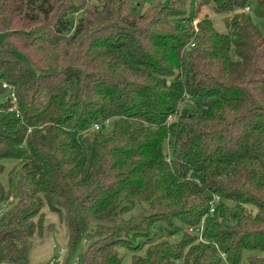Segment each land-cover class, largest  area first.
<instances>
[{
  "label": "trees",
  "instance_id": "obj_1",
  "mask_svg": "<svg viewBox=\"0 0 264 264\" xmlns=\"http://www.w3.org/2000/svg\"><path fill=\"white\" fill-rule=\"evenodd\" d=\"M205 7L228 14L226 33ZM254 18L264 0H0V176L5 160L20 168L0 182V264L29 263L55 229L45 206L77 264H122L121 248L131 264H264ZM68 130L86 133L88 157ZM128 202L147 208L125 219Z\"/></svg>",
  "mask_w": 264,
  "mask_h": 264
},
{
  "label": "rangeland",
  "instance_id": "obj_2",
  "mask_svg": "<svg viewBox=\"0 0 264 264\" xmlns=\"http://www.w3.org/2000/svg\"><path fill=\"white\" fill-rule=\"evenodd\" d=\"M135 3H139L142 9H146L148 6L155 4L158 1L165 0H133ZM208 13L209 17L212 19L214 26L221 33H226L227 28L225 26V19L228 17V14H219L210 9V7H205L203 14ZM232 16V14H231ZM254 22L260 28L262 34L264 35V19L254 18ZM0 39H5V35L0 33ZM189 102L186 100L182 106H187ZM68 134L74 144H76L82 151L84 157H88V149L84 144L83 138L86 133H78L72 130H68ZM5 171L0 176V182L8 188L10 186V176L13 173V181L16 182L19 177V165L16 160H5ZM16 200L12 199L5 205V209L11 208L15 204ZM129 210L124 215L125 219H129L132 216L139 214L141 211L147 208V205L137 202H128ZM44 214V226L54 224V230L51 232H45L43 237L35 236L33 241V247L30 252V261L27 264H50L52 259L59 257L61 250H64V255L62 256V262L60 264H77V254L68 255V245H67V236L66 228L63 223L60 222L58 216L53 213L48 206H45L42 210ZM158 237L163 239H168L171 242L179 240V235L169 234L164 227L158 226L157 230ZM122 256V264H131L132 252L127 249L121 248L119 250ZM242 264H248L247 254L244 255Z\"/></svg>",
  "mask_w": 264,
  "mask_h": 264
},
{
  "label": "built area",
  "instance_id": "obj_3",
  "mask_svg": "<svg viewBox=\"0 0 264 264\" xmlns=\"http://www.w3.org/2000/svg\"><path fill=\"white\" fill-rule=\"evenodd\" d=\"M245 11H250V7H246L245 8ZM198 19H196L195 21H194V25L196 26L197 25V23H198ZM193 46V45H192ZM3 88L4 89H9V86H8V84H6V83H4L3 84ZM9 97H10V99H11V101H12V103H16V96H15V93L12 91V92H10V94H9ZM16 108V105H14V107L13 108H10L9 110H13V109H15ZM110 124V120H107V121H105V122H102V123H96V124H94L93 125V127H92V129L93 130H95V131H98V130H100L102 127H103V125H105V126H108ZM219 199H218V197L216 198V201H218ZM213 211H214V207L212 206L211 207V209H210V212L211 213H213ZM191 232H199L200 233V238H199V240H202V236H201V231H202V229H200V231L199 230H194L193 228H190L189 229ZM64 255V250H61L60 251V253H59V257L58 258H56V259H52L51 260V262H50V264H60L61 262H62V256Z\"/></svg>",
  "mask_w": 264,
  "mask_h": 264
}]
</instances>
